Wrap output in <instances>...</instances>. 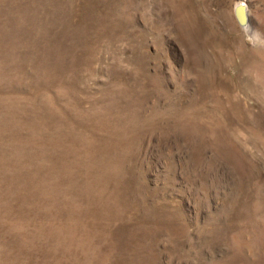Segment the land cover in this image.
I'll list each match as a JSON object with an SVG mask.
<instances>
[{"label":"rangeland","instance_id":"rangeland-1","mask_svg":"<svg viewBox=\"0 0 264 264\" xmlns=\"http://www.w3.org/2000/svg\"><path fill=\"white\" fill-rule=\"evenodd\" d=\"M0 264H264V0H0Z\"/></svg>","mask_w":264,"mask_h":264},{"label":"water","instance_id":"water-1","mask_svg":"<svg viewBox=\"0 0 264 264\" xmlns=\"http://www.w3.org/2000/svg\"><path fill=\"white\" fill-rule=\"evenodd\" d=\"M234 13L237 22L239 23L240 26L248 25V23L250 22V16L247 5L245 3H240L236 5Z\"/></svg>","mask_w":264,"mask_h":264},{"label":"bare ground","instance_id":"bare-ground-1","mask_svg":"<svg viewBox=\"0 0 264 264\" xmlns=\"http://www.w3.org/2000/svg\"><path fill=\"white\" fill-rule=\"evenodd\" d=\"M245 2V1H244ZM244 2H241V3H244ZM238 4H240V3H238ZM237 4V5H238ZM246 4V3H245ZM248 8V7H247ZM248 11H249V9H248ZM250 12V11H249ZM249 16H250V13H249ZM250 21H251V16H250ZM249 24H250V22L248 23V25L247 26H249Z\"/></svg>","mask_w":264,"mask_h":264}]
</instances>
